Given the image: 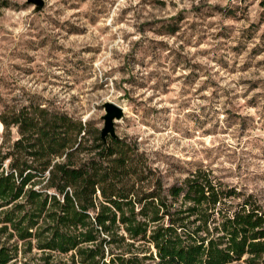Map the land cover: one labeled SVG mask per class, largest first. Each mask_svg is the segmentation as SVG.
Instances as JSON below:
<instances>
[{"label":"rangeland","instance_id":"1","mask_svg":"<svg viewBox=\"0 0 264 264\" xmlns=\"http://www.w3.org/2000/svg\"><path fill=\"white\" fill-rule=\"evenodd\" d=\"M41 1L0 0V112L100 131L112 103L165 187L207 169L264 209V0Z\"/></svg>","mask_w":264,"mask_h":264},{"label":"trees","instance_id":"2","mask_svg":"<svg viewBox=\"0 0 264 264\" xmlns=\"http://www.w3.org/2000/svg\"><path fill=\"white\" fill-rule=\"evenodd\" d=\"M0 124V264H264L263 207L212 171L165 187L136 141L45 105Z\"/></svg>","mask_w":264,"mask_h":264},{"label":"water","instance_id":"3","mask_svg":"<svg viewBox=\"0 0 264 264\" xmlns=\"http://www.w3.org/2000/svg\"><path fill=\"white\" fill-rule=\"evenodd\" d=\"M28 2L36 5L38 10L41 9L43 5L41 0H28ZM103 108L105 110V115L102 117L104 124L100 130V136L105 142L107 137H118L114 130V121L121 119L123 114L121 108L112 103H105Z\"/></svg>","mask_w":264,"mask_h":264}]
</instances>
